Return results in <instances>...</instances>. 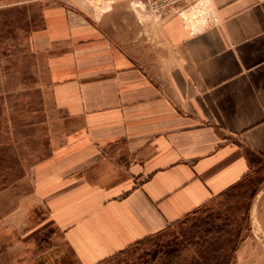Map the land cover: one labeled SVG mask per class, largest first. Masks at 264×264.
Segmentation results:
<instances>
[{
  "label": "crops",
  "instance_id": "obj_1",
  "mask_svg": "<svg viewBox=\"0 0 264 264\" xmlns=\"http://www.w3.org/2000/svg\"><path fill=\"white\" fill-rule=\"evenodd\" d=\"M96 2L44 6L29 38L74 122L32 195L75 264L155 237L264 164V0H209L196 25ZM249 217L233 264L264 258V187Z\"/></svg>",
  "mask_w": 264,
  "mask_h": 264
},
{
  "label": "rangeland",
  "instance_id": "obj_2",
  "mask_svg": "<svg viewBox=\"0 0 264 264\" xmlns=\"http://www.w3.org/2000/svg\"><path fill=\"white\" fill-rule=\"evenodd\" d=\"M56 1L0 0V264H75L32 195L34 167L74 126L52 104L44 59L29 45L42 9ZM96 1L86 0L91 8ZM209 4L183 0L160 18L184 14L190 23H201L210 16ZM263 187L261 164L188 217L100 264H233ZM259 245L264 248V242ZM256 260L264 264V258Z\"/></svg>",
  "mask_w": 264,
  "mask_h": 264
},
{
  "label": "built area",
  "instance_id": "obj_3",
  "mask_svg": "<svg viewBox=\"0 0 264 264\" xmlns=\"http://www.w3.org/2000/svg\"><path fill=\"white\" fill-rule=\"evenodd\" d=\"M180 1L183 0H131L130 4L135 11L160 17L168 9L173 10Z\"/></svg>",
  "mask_w": 264,
  "mask_h": 264
}]
</instances>
